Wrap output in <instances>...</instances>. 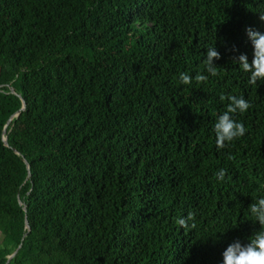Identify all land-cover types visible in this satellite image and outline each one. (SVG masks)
Segmentation results:
<instances>
[{
  "label": "trees",
  "instance_id": "trees-1",
  "mask_svg": "<svg viewBox=\"0 0 264 264\" xmlns=\"http://www.w3.org/2000/svg\"><path fill=\"white\" fill-rule=\"evenodd\" d=\"M260 11L264 0H0V264L16 250L8 264H219L256 231L264 84L248 85L224 41L250 53L243 27L264 31ZM211 44L217 76L181 85ZM221 94L250 107L234 115L245 135L217 149Z\"/></svg>",
  "mask_w": 264,
  "mask_h": 264
},
{
  "label": "clouds",
  "instance_id": "clouds-1",
  "mask_svg": "<svg viewBox=\"0 0 264 264\" xmlns=\"http://www.w3.org/2000/svg\"><path fill=\"white\" fill-rule=\"evenodd\" d=\"M256 15L258 21L264 24V11L257 12ZM243 34L250 47V53H238L237 46L227 41H224V50L229 57L235 56L233 62L237 64L238 70L246 75L248 85H256L258 82L264 84V31L245 25ZM220 57L221 53L214 44L207 46L202 52L203 70L192 74L180 71L177 73L178 82L181 85H190L193 81L201 82L216 77L217 69L212 62ZM220 98L225 101V110L216 116L212 125L217 149L245 135L244 123L235 119L234 115L245 113L250 107L248 100L242 95L221 94ZM214 175L217 182H221L225 171L218 169ZM247 213L258 226L257 230L250 232L243 242L239 239L229 242L220 254L219 264H264V193L255 197L248 205ZM191 218L192 213L188 212L179 217L176 223L183 229L186 220Z\"/></svg>",
  "mask_w": 264,
  "mask_h": 264
},
{
  "label": "water",
  "instance_id": "water-1",
  "mask_svg": "<svg viewBox=\"0 0 264 264\" xmlns=\"http://www.w3.org/2000/svg\"><path fill=\"white\" fill-rule=\"evenodd\" d=\"M10 122H11V120H9V122L6 124V126H5L4 129L7 128V126L9 125ZM5 132H6V131L4 130V133H3V144H4V146L8 147V141H7V136H6ZM14 152L17 154L16 151H14ZM19 204L22 206V203L19 202ZM25 210H26V209H25V207H24V211H25ZM25 223H26V225H28V221H27V219H26V222H25ZM17 253H18V250H16V251L14 252V254L11 255V256L9 257L7 264L10 262V260H11L12 258H14V257L17 255Z\"/></svg>",
  "mask_w": 264,
  "mask_h": 264
},
{
  "label": "rangeland",
  "instance_id": "rangeland-1",
  "mask_svg": "<svg viewBox=\"0 0 264 264\" xmlns=\"http://www.w3.org/2000/svg\"><path fill=\"white\" fill-rule=\"evenodd\" d=\"M0 239H1V236H0Z\"/></svg>",
  "mask_w": 264,
  "mask_h": 264
}]
</instances>
